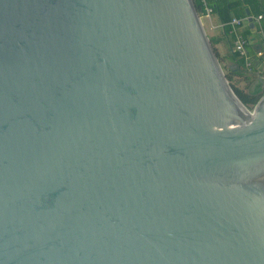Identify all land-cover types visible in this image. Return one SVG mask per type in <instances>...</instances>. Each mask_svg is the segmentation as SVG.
Listing matches in <instances>:
<instances>
[{
    "label": "water",
    "instance_id": "1",
    "mask_svg": "<svg viewBox=\"0 0 264 264\" xmlns=\"http://www.w3.org/2000/svg\"><path fill=\"white\" fill-rule=\"evenodd\" d=\"M259 76L193 0H0V264H264Z\"/></svg>",
    "mask_w": 264,
    "mask_h": 264
},
{
    "label": "crops",
    "instance_id": "2",
    "mask_svg": "<svg viewBox=\"0 0 264 264\" xmlns=\"http://www.w3.org/2000/svg\"><path fill=\"white\" fill-rule=\"evenodd\" d=\"M200 1L202 2V0ZM229 1L236 7L235 11L237 14H233L232 18L242 19L240 25L236 27H234L230 21L233 33L234 35L239 34L247 40L246 56L242 58L247 62L246 64L252 63L255 66L253 82L259 81V75L264 77V32L261 29V20L258 15L254 14L255 5H252V7L246 5L243 3V0ZM261 5L264 7V0H261ZM240 8H245V10H243V14L239 15ZM202 22L205 28L208 29L210 37L215 42V47L222 58V63L227 68H234L236 62L231 59V53L235 52L232 51V48L230 49L227 39L223 35V23L220 21L217 14L212 11L207 14L205 7V11L202 15Z\"/></svg>",
    "mask_w": 264,
    "mask_h": 264
},
{
    "label": "trees",
    "instance_id": "3",
    "mask_svg": "<svg viewBox=\"0 0 264 264\" xmlns=\"http://www.w3.org/2000/svg\"><path fill=\"white\" fill-rule=\"evenodd\" d=\"M193 2L201 17L205 11V5L200 0H193ZM243 3L251 7L252 5H255L254 14L259 16L261 20V29L264 32V7L261 5V0H243ZM206 5L211 8L212 12L217 14L220 21L223 23V35L227 39V43L231 49L233 47L235 35L232 26L230 25V21L233 14H237L235 11L236 7H234L229 0H206ZM243 10H245V8H240L239 15L243 14ZM209 40L217 59L222 64L221 66L230 87L239 94L245 93L247 87L253 82L255 66L252 63L246 64L247 62L243 60V56H240L237 53H231V59H233V61L235 60L236 66L234 68H227L222 63V58L215 47L214 40L211 37H209Z\"/></svg>",
    "mask_w": 264,
    "mask_h": 264
},
{
    "label": "built area",
    "instance_id": "4",
    "mask_svg": "<svg viewBox=\"0 0 264 264\" xmlns=\"http://www.w3.org/2000/svg\"><path fill=\"white\" fill-rule=\"evenodd\" d=\"M206 7V13L209 14L211 12V8L206 5V0H202ZM242 19L240 18H232L231 23L234 27L240 25ZM246 44L247 40L239 34H235V40L233 42L232 51L238 53L240 56H246Z\"/></svg>",
    "mask_w": 264,
    "mask_h": 264
},
{
    "label": "rangeland",
    "instance_id": "5",
    "mask_svg": "<svg viewBox=\"0 0 264 264\" xmlns=\"http://www.w3.org/2000/svg\"><path fill=\"white\" fill-rule=\"evenodd\" d=\"M201 20H202V16H201ZM203 23V22H202ZM203 27H204V30H205V32H206V34H207V36H208V38L210 37V35H209V33H208V29L207 28H205V26L203 25ZM220 63V62H219ZM220 65H222L221 63H220ZM222 67V66H221ZM223 69V68H222ZM223 72H224V70H223Z\"/></svg>",
    "mask_w": 264,
    "mask_h": 264
}]
</instances>
